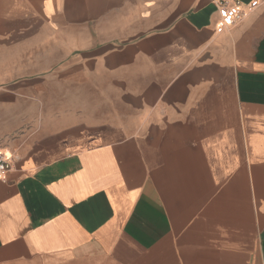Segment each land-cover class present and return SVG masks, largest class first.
<instances>
[{
    "label": "crops",
    "instance_id": "obj_1",
    "mask_svg": "<svg viewBox=\"0 0 264 264\" xmlns=\"http://www.w3.org/2000/svg\"><path fill=\"white\" fill-rule=\"evenodd\" d=\"M220 22L214 0H0L1 86L46 84L58 42L77 94L3 145L0 264H264V0Z\"/></svg>",
    "mask_w": 264,
    "mask_h": 264
},
{
    "label": "rangeland",
    "instance_id": "obj_2",
    "mask_svg": "<svg viewBox=\"0 0 264 264\" xmlns=\"http://www.w3.org/2000/svg\"><path fill=\"white\" fill-rule=\"evenodd\" d=\"M62 47L58 42H53L52 45L37 49L34 64L36 69L49 74L46 84H43L42 80L45 77L42 76L36 77L37 82L34 87L29 86L26 76H20L18 85L11 89L2 87L0 83V131L2 129L8 131L5 134H0L1 147L16 139L20 144H27L29 140L37 138L34 129L38 126L39 121L42 122L45 113L48 115L52 113V119H54L55 113L59 111L63 103L65 104V101L77 100V94L66 93L68 84L61 81L56 75L57 70L68 60L61 54V51H64ZM31 66V61H21L19 71L27 73ZM2 80L4 85H7L11 83L12 79ZM6 81L8 83H5ZM78 95L87 97L86 94ZM15 149L17 150V147L12 152L16 154Z\"/></svg>",
    "mask_w": 264,
    "mask_h": 264
},
{
    "label": "built area",
    "instance_id": "obj_3",
    "mask_svg": "<svg viewBox=\"0 0 264 264\" xmlns=\"http://www.w3.org/2000/svg\"><path fill=\"white\" fill-rule=\"evenodd\" d=\"M260 0H251L244 7L239 0H214L217 11L221 17L219 26L229 25L239 20L244 14L258 5ZM6 148L0 146V179H4L15 158L13 154H6ZM11 151V150H10ZM12 152V151H11ZM13 153V152H12Z\"/></svg>",
    "mask_w": 264,
    "mask_h": 264
},
{
    "label": "bare ground",
    "instance_id": "obj_4",
    "mask_svg": "<svg viewBox=\"0 0 264 264\" xmlns=\"http://www.w3.org/2000/svg\"><path fill=\"white\" fill-rule=\"evenodd\" d=\"M6 153V152H5Z\"/></svg>",
    "mask_w": 264,
    "mask_h": 264
}]
</instances>
